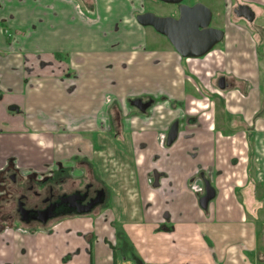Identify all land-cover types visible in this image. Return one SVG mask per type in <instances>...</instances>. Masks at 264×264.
Here are the masks:
<instances>
[{
	"label": "crops",
	"instance_id": "crops-1",
	"mask_svg": "<svg viewBox=\"0 0 264 264\" xmlns=\"http://www.w3.org/2000/svg\"><path fill=\"white\" fill-rule=\"evenodd\" d=\"M228 1L214 26L225 49L184 59L170 43L150 46L151 27L137 21L144 0H0V158L16 152L35 165L82 155L103 160L106 176L116 169L108 222L0 235V263L264 264V0ZM235 5L251 8L254 20L234 16ZM214 71L235 84L199 96L193 88L209 94ZM140 98L155 101L149 118L134 116L123 143L110 141L115 105L127 116ZM194 116L196 125L186 119ZM177 119L179 137L164 151L159 132ZM155 172L167 179L164 190L150 185ZM199 172L216 190L206 210L190 189Z\"/></svg>",
	"mask_w": 264,
	"mask_h": 264
},
{
	"label": "flooded vegetation",
	"instance_id": "flooded-vegetation-1",
	"mask_svg": "<svg viewBox=\"0 0 264 264\" xmlns=\"http://www.w3.org/2000/svg\"><path fill=\"white\" fill-rule=\"evenodd\" d=\"M155 1L177 8V14L162 17H179L178 5L166 4L159 0ZM184 3L187 4V0H185ZM197 3L200 2L194 1L192 4L187 5L194 6ZM143 4L145 5V2H143ZM229 6L230 5H228V10ZM241 6L242 5L234 7L231 13L233 15L235 14L234 16H238L239 7ZM250 10L253 12L251 8ZM144 13H148V11L145 9L143 13H139L138 15ZM206 81H208L207 87L211 85L210 87L213 89L209 88V90H207L209 94H204L199 90V96H210L212 98L215 95L222 96L224 91H227L235 84L234 79L218 71H214ZM220 86L225 87V89L222 90ZM137 101H142V104H140L142 106L143 104L153 102L145 112H142L140 108L134 105ZM107 103L113 105L115 102L111 100V98H108ZM194 105H196V102H194ZM154 107L155 101L151 98L133 99L130 100L127 105L129 110L128 115L124 116L120 104H116L114 116L109 117V130L110 128L115 130V136L118 137L123 131L130 128L131 119L134 116L141 115L148 117V115L152 113ZM9 110L12 111V113L20 112V109L15 105L11 106ZM197 112L198 111L193 109V113ZM107 116L108 112L103 115L105 118H107ZM186 119L190 124L196 125L199 123L198 117L196 118L195 116L192 118L187 117ZM180 121L179 119L175 120L170 125L168 132H159L157 138L158 145L164 151L175 144L173 143L171 146H168L169 132L172 126L177 122L179 123L180 131ZM2 135H6V132L0 129V136ZM119 142L123 143L122 138L119 139ZM41 145H43V143ZM115 150H118V148H115ZM158 160L159 157H154L152 165L154 164L156 167ZM100 163L101 170H103L102 173L104 172V175H106L102 167L104 161L102 160ZM93 169L95 170L96 176L94 175ZM148 179L150 185L155 189L164 190L167 179L164 178L161 173H149ZM104 181L105 180L100 177L97 163L88 156L72 155L59 158L54 154L45 163L39 161L35 165H27L25 159L16 152L4 158H0V235L5 237H10L11 235L35 237L39 234L53 236L58 234V229L64 222L76 219L100 220L102 223L108 222L106 211L112 206V191L114 189H110L109 185V188L106 187ZM207 181L209 180L204 172H199L192 179L190 189L199 197V201L206 194ZM209 182L211 184V181ZM195 185L201 187L202 191L198 193L194 192L193 187ZM82 237L88 245L89 254L92 256L93 243L91 239L89 240L87 235ZM97 240H99V238L96 236L94 241Z\"/></svg>",
	"mask_w": 264,
	"mask_h": 264
},
{
	"label": "water",
	"instance_id": "water-1",
	"mask_svg": "<svg viewBox=\"0 0 264 264\" xmlns=\"http://www.w3.org/2000/svg\"><path fill=\"white\" fill-rule=\"evenodd\" d=\"M166 4L179 6V17H162L153 13L140 14L137 21L143 27H151L157 33L166 37L173 48L186 59H201L214 51L224 39V31L212 26L213 12L202 3L190 6L185 0H159ZM239 16L253 21L254 12L247 6L239 7ZM222 90L225 87L220 86ZM136 105L145 112L152 104ZM179 123H175L169 132L168 146H171L178 138ZM216 192L209 181L206 182V194L200 200V206L208 209L209 203L215 198Z\"/></svg>",
	"mask_w": 264,
	"mask_h": 264
},
{
	"label": "rangeland",
	"instance_id": "rangeland-1",
	"mask_svg": "<svg viewBox=\"0 0 264 264\" xmlns=\"http://www.w3.org/2000/svg\"><path fill=\"white\" fill-rule=\"evenodd\" d=\"M194 1H198V2L206 5L207 7H209L212 10V12L214 13V20L212 22V26H214L216 24H220V22H218V19L224 17V15H225L224 13L228 11V5H230L228 0H187V4H192ZM144 2H145L144 10L146 9L148 12H152V13L156 14L157 16H171V14L172 15L177 14V8L176 7L167 6V5H164V4L157 2L155 0H144ZM235 7H236V5H235ZM220 21H221V19H220ZM147 31H148V36H149L148 42H149L151 47L152 46L154 47V45H157L156 47H158V42L159 43L163 42V44H165L167 46L169 45L170 42L166 38H163L160 35H158V33L153 28H148ZM218 46L221 48L223 47L222 43L219 44ZM222 49H225V48L223 47ZM215 59H216V57L214 56V57L210 58V60L207 63L212 64V61ZM198 86L200 87V91H202V93H203V89H206V88H204L203 86L201 87V85H198ZM210 86H208V89L209 88L213 89ZM193 90L197 94H199V92H200L199 90H196V88H193ZM109 136H110L109 137L110 141H112V142L119 141V139H120L119 137L115 136V130H112L111 128L109 130ZM104 149L106 150V144L104 145ZM117 151L118 150H111V152H113V153H117ZM119 158H123V157L120 156ZM116 159L117 158L115 156L109 155L108 160H106V162H108L111 165H117V163H115ZM110 160H112L111 163H110ZM94 162L97 163V169H99L100 177H102V179L105 180L104 183H105L106 187H108V185H109L110 189L113 190L114 189V185H113L114 183L113 184H110V183H112L111 179H113V176H115V174H116L115 166H114V170L110 173L108 172V174L106 176V175H104V172L102 173L103 170H101V163L100 162H102V161L97 162L94 160ZM93 171H94V175L96 176L94 169H93ZM119 230L121 231V229H119ZM122 255H123V253H122ZM122 255L120 258L121 262H122Z\"/></svg>",
	"mask_w": 264,
	"mask_h": 264
},
{
	"label": "built area",
	"instance_id": "built-area-1",
	"mask_svg": "<svg viewBox=\"0 0 264 264\" xmlns=\"http://www.w3.org/2000/svg\"><path fill=\"white\" fill-rule=\"evenodd\" d=\"M193 190H194V192L198 193V192H201V191H202V188L199 187L198 185H195V186L193 187Z\"/></svg>",
	"mask_w": 264,
	"mask_h": 264
},
{
	"label": "trees",
	"instance_id": "trees-1",
	"mask_svg": "<svg viewBox=\"0 0 264 264\" xmlns=\"http://www.w3.org/2000/svg\"><path fill=\"white\" fill-rule=\"evenodd\" d=\"M0 26H3V27H4V24H3V22H0Z\"/></svg>",
	"mask_w": 264,
	"mask_h": 264
}]
</instances>
